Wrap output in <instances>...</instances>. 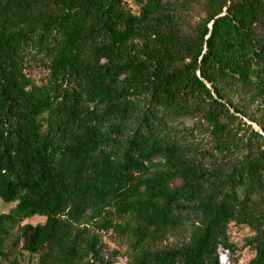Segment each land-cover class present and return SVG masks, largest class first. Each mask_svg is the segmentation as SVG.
Returning <instances> with one entry per match:
<instances>
[{
    "label": "trees",
    "instance_id": "obj_1",
    "mask_svg": "<svg viewBox=\"0 0 264 264\" xmlns=\"http://www.w3.org/2000/svg\"><path fill=\"white\" fill-rule=\"evenodd\" d=\"M0 201V264H264V0H0Z\"/></svg>",
    "mask_w": 264,
    "mask_h": 264
},
{
    "label": "rangeland",
    "instance_id": "obj_2",
    "mask_svg": "<svg viewBox=\"0 0 264 264\" xmlns=\"http://www.w3.org/2000/svg\"><path fill=\"white\" fill-rule=\"evenodd\" d=\"M11 205L9 204H4L3 202L0 201V211H8ZM42 218L35 217L31 219V223H37L38 221H41ZM250 234V231L246 227H241V226H231L230 227V237L231 239L236 243L238 247V254L239 258L238 261L234 264H247L249 258H250V251L243 247V241L246 236ZM106 240L109 242V245L111 247H115V243L112 239H109V237H106ZM22 261L26 262V256L21 259ZM222 264H228L227 263V256L223 255L222 256ZM24 262L22 264H24ZM114 264H129L124 257H117L116 261Z\"/></svg>",
    "mask_w": 264,
    "mask_h": 264
}]
</instances>
